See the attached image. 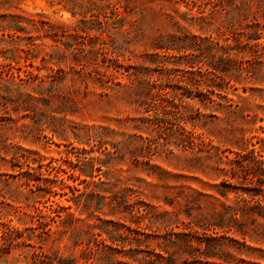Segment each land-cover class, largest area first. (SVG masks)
<instances>
[{
	"label": "rangeland",
	"instance_id": "1",
	"mask_svg": "<svg viewBox=\"0 0 264 264\" xmlns=\"http://www.w3.org/2000/svg\"><path fill=\"white\" fill-rule=\"evenodd\" d=\"M255 161L264 0H0V264H264Z\"/></svg>",
	"mask_w": 264,
	"mask_h": 264
},
{
	"label": "trees",
	"instance_id": "2",
	"mask_svg": "<svg viewBox=\"0 0 264 264\" xmlns=\"http://www.w3.org/2000/svg\"><path fill=\"white\" fill-rule=\"evenodd\" d=\"M255 163L257 164L258 168H256L254 170V173H253L251 178H246V179H247V182H249V184H251V185L254 184V181H256L257 184L259 185V188H260V186L262 185L260 177L264 176V168L261 167L262 163L260 161H255ZM235 165L238 169L244 168V166H243L244 164L242 165L240 161H235ZM236 171H237L236 169L232 168V170H231V177L232 178L236 177V175H237Z\"/></svg>",
	"mask_w": 264,
	"mask_h": 264
}]
</instances>
